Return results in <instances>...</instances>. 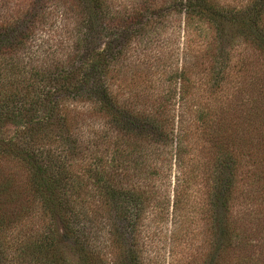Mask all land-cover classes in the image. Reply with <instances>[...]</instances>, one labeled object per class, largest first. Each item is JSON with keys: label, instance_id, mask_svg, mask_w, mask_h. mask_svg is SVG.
I'll list each match as a JSON object with an SVG mask.
<instances>
[{"label": "trees", "instance_id": "1", "mask_svg": "<svg viewBox=\"0 0 264 264\" xmlns=\"http://www.w3.org/2000/svg\"><path fill=\"white\" fill-rule=\"evenodd\" d=\"M171 13L200 48L134 65ZM0 157L25 173L0 179V264H161L146 218L175 241L193 184L195 264H264L232 215L264 182V0H0Z\"/></svg>", "mask_w": 264, "mask_h": 264}, {"label": "rangeland", "instance_id": "2", "mask_svg": "<svg viewBox=\"0 0 264 264\" xmlns=\"http://www.w3.org/2000/svg\"><path fill=\"white\" fill-rule=\"evenodd\" d=\"M120 2L130 3L133 0H119ZM130 1V2H129ZM135 1V0H134ZM230 1L231 3H236L237 0H225ZM163 18V29L157 33V37L162 41L163 47L160 50H152L147 52L146 57L141 56L138 58L143 59L141 65L136 63L140 67H146L148 63H152V54H162L163 56L167 55L173 57L176 61L177 59L181 60L185 56V51L190 53L192 48H200L199 37H198V28L199 25L196 23L194 25L188 26L187 23L181 19L179 14H166ZM241 50V49H240ZM248 53V52H247ZM241 56V55H240ZM236 57H239L238 54ZM179 62V61H178ZM179 62V63H180ZM130 77L127 78L130 81ZM128 85V84H127ZM133 85V84H132ZM130 87V86H129ZM190 115L188 114L187 117ZM13 177L14 183L20 189L25 190V173L19 165L15 162L8 160L6 158L0 157V179L5 177ZM170 173L166 178H158V193L163 195L170 191L171 186L169 185V178H171ZM166 181V182H165ZM202 184V183H201ZM264 182L260 181L259 184H254L253 188L257 189V195L254 197V201L249 205L245 204L241 197L238 198V202L235 200L234 206L232 209L233 220L241 221L245 223L243 228V233L248 235L253 234L256 236L261 245L264 241V213H260L264 209ZM182 188V187H181ZM192 192L186 188L183 189L181 193L182 201L181 204L175 209L176 212H179L181 215L187 216L186 220H183V223L180 225L179 229L175 233L177 238L175 241L172 240V235H169L168 228L172 227V224L169 222L166 223V229L158 230L155 232L154 225L150 220H154V216L148 214L146 224L144 226L143 235H152L154 237L153 242L143 251L144 255L150 254L154 257L155 260L161 264H195L199 255L201 254L200 247L203 238L205 236V230L202 228L203 222L199 221L200 217V204L203 202V195L201 193V185L193 184ZM172 205V202H171ZM173 207H176L173 205ZM152 210V209H150ZM264 212V211H262ZM202 217V216H201ZM254 232V233H253ZM174 236V235H173Z\"/></svg>", "mask_w": 264, "mask_h": 264}]
</instances>
